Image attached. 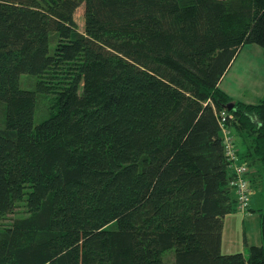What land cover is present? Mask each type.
I'll use <instances>...</instances> for the list:
<instances>
[{"label":"trees","instance_id":"16d2710c","mask_svg":"<svg viewBox=\"0 0 264 264\" xmlns=\"http://www.w3.org/2000/svg\"><path fill=\"white\" fill-rule=\"evenodd\" d=\"M246 43L264 0H0V220L23 207L0 264H264V210L259 245L221 251V111L264 178V94L220 86Z\"/></svg>","mask_w":264,"mask_h":264},{"label":"rangeland","instance_id":"374dc122","mask_svg":"<svg viewBox=\"0 0 264 264\" xmlns=\"http://www.w3.org/2000/svg\"><path fill=\"white\" fill-rule=\"evenodd\" d=\"M84 3L81 2L73 13V18L77 24V29L80 32H84ZM23 86H31L33 79L27 74L22 75L21 78ZM220 86L233 98L243 100L244 102H257L264 94V53L262 48L255 43L244 44L235 59L231 63V66L227 70ZM47 115L46 104L40 102L37 108V114L34 117L35 123ZM1 120V112H0ZM23 210L22 205L16 209V213H9L0 220V226H6L11 223L12 219L20 215L18 210ZM237 216V217H236ZM236 218V225L240 218L238 215L230 217ZM236 226H230V230L234 231ZM236 235L239 237V230L236 227ZM252 239V235H249V240ZM240 247V242H234L233 244H223L222 251L235 252ZM246 248V247H245Z\"/></svg>","mask_w":264,"mask_h":264},{"label":"crops","instance_id":"0c3cea01","mask_svg":"<svg viewBox=\"0 0 264 264\" xmlns=\"http://www.w3.org/2000/svg\"><path fill=\"white\" fill-rule=\"evenodd\" d=\"M249 177L254 188L249 208L246 211L236 209L224 216L221 233V249L223 244L230 245L234 242L238 243L239 241L240 247L236 251H242L244 254H247L250 245H259L261 243L259 210H264V178L263 176H258L254 170H252ZM235 215H238V218H240L237 225L236 218H230L232 216L235 217ZM230 226H236L238 228L239 237L236 235V227L234 231H231ZM249 235H252L251 240H249ZM222 252L229 253L233 251Z\"/></svg>","mask_w":264,"mask_h":264},{"label":"built area","instance_id":"2783aa9c","mask_svg":"<svg viewBox=\"0 0 264 264\" xmlns=\"http://www.w3.org/2000/svg\"><path fill=\"white\" fill-rule=\"evenodd\" d=\"M227 118H231V115L227 117L226 114L221 111L220 116H218V122L224 134L225 151L229 155L228 160L231 175L229 185L234 192L236 209L246 211L249 208L250 199L254 191L249 177L252 169L247 161L239 160L236 156L232 146L231 135L224 126V121H226Z\"/></svg>","mask_w":264,"mask_h":264},{"label":"water","instance_id":"95a60500","mask_svg":"<svg viewBox=\"0 0 264 264\" xmlns=\"http://www.w3.org/2000/svg\"><path fill=\"white\" fill-rule=\"evenodd\" d=\"M232 102H229V103H227L226 105H225V107L227 108V109H230L231 108V106H232Z\"/></svg>","mask_w":264,"mask_h":264}]
</instances>
